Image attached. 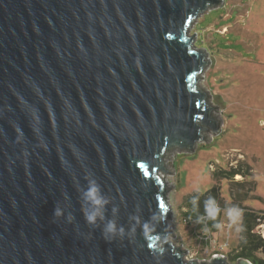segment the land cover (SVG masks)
Returning a JSON list of instances; mask_svg holds the SVG:
<instances>
[{"label":"water","instance_id":"water-1","mask_svg":"<svg viewBox=\"0 0 264 264\" xmlns=\"http://www.w3.org/2000/svg\"><path fill=\"white\" fill-rule=\"evenodd\" d=\"M220 3L0 0V264H253L169 237L165 160L222 128L190 33ZM86 176L123 236L86 223Z\"/></svg>","mask_w":264,"mask_h":264},{"label":"rangeland","instance_id":"rangeland-1","mask_svg":"<svg viewBox=\"0 0 264 264\" xmlns=\"http://www.w3.org/2000/svg\"><path fill=\"white\" fill-rule=\"evenodd\" d=\"M190 33L196 34L195 45L208 52L210 64L204 68L199 85L218 107L222 128L215 136L209 133V141L198 143L191 154L171 153L165 166L173 175L164 176L167 187L173 188L168 191L174 234L170 240L184 250L186 260L200 262L213 255L232 254L238 233L235 226L228 227L225 210L223 228L216 233H207L188 222L182 208L185 195L197 188L205 192L214 184L210 172L234 166L240 160L251 166L257 184L255 193L264 199V0H221L193 23ZM220 186L222 197L229 203L228 182L221 181ZM248 204L264 208V203L257 200ZM257 226L255 232L259 234ZM259 236L264 237V232ZM256 255L264 259L263 253Z\"/></svg>","mask_w":264,"mask_h":264},{"label":"trees","instance_id":"trees-1","mask_svg":"<svg viewBox=\"0 0 264 264\" xmlns=\"http://www.w3.org/2000/svg\"><path fill=\"white\" fill-rule=\"evenodd\" d=\"M253 171L251 166L246 162L239 160L236 165L228 166L227 168H216L210 172L214 184L209 187L205 192H193L185 195L182 201V208L184 209L185 219L191 222L195 227L200 230L207 231V233H216L219 229L213 227V221L203 220L197 223V219L204 215V201L212 196L215 198L217 205L220 208V213L217 216V222L221 223L223 211L228 207L237 206L242 210V225L243 231L238 233L237 246L234 248L232 254H228L229 261L236 262L237 258L244 257L250 260L253 264H264V259L258 258L256 252L264 254V237L259 236L255 232L258 219H264V211L260 209H253L245 204L251 200H257L264 203V199L255 193L257 184L253 179ZM235 176H240L241 180H235ZM221 181L228 182V194L230 202L227 203L225 198L222 197L220 192ZM198 197L195 207L192 204V199ZM207 227V230H205Z\"/></svg>","mask_w":264,"mask_h":264},{"label":"clouds","instance_id":"clouds-1","mask_svg":"<svg viewBox=\"0 0 264 264\" xmlns=\"http://www.w3.org/2000/svg\"><path fill=\"white\" fill-rule=\"evenodd\" d=\"M87 182V187L84 189L82 193V199L87 201L90 210H85L82 212L84 219L87 224L97 226L98 223L103 224L102 234L105 236L106 239L115 238L117 235L123 236L125 234L124 227L118 226L115 219H108L104 215V209L110 203L109 199L102 193L100 185L97 181L93 178L85 177ZM199 192V188L196 189ZM198 197H194L192 199V204L195 207L197 203ZM113 214L118 212V207L113 206L112 208ZM220 213V208L217 205V202L214 197L209 196L204 201V215L197 219V223L207 219L213 221V227L217 229H222L223 225L217 222V216ZM63 215V210L59 207H54L53 209V216L59 217ZM225 215L229 221L228 227L232 228L235 226V231L237 233L242 232L243 225L242 221V210L237 206L228 207L225 210ZM73 219L71 213L68 214L67 220L71 222ZM207 230V227H205Z\"/></svg>","mask_w":264,"mask_h":264},{"label":"built area","instance_id":"built-area-1","mask_svg":"<svg viewBox=\"0 0 264 264\" xmlns=\"http://www.w3.org/2000/svg\"><path fill=\"white\" fill-rule=\"evenodd\" d=\"M257 231L260 235L264 232V219H258Z\"/></svg>","mask_w":264,"mask_h":264},{"label":"crops","instance_id":"crops-1","mask_svg":"<svg viewBox=\"0 0 264 264\" xmlns=\"http://www.w3.org/2000/svg\"><path fill=\"white\" fill-rule=\"evenodd\" d=\"M249 203V202H248ZM248 203H246L245 205L246 206H249V207H251V208H253V209H260V210H264V208H260V207H254V206H252V205H249Z\"/></svg>","mask_w":264,"mask_h":264},{"label":"bare ground","instance_id":"bare-ground-1","mask_svg":"<svg viewBox=\"0 0 264 264\" xmlns=\"http://www.w3.org/2000/svg\"><path fill=\"white\" fill-rule=\"evenodd\" d=\"M236 177H239V176H236Z\"/></svg>","mask_w":264,"mask_h":264}]
</instances>
